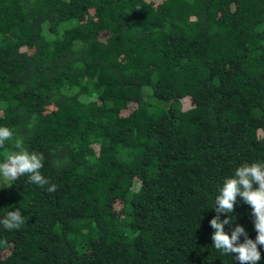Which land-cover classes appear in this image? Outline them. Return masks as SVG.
<instances>
[{
  "label": "trees",
  "instance_id": "16d2710c",
  "mask_svg": "<svg viewBox=\"0 0 264 264\" xmlns=\"http://www.w3.org/2000/svg\"><path fill=\"white\" fill-rule=\"evenodd\" d=\"M0 126L57 186L0 188V264H239L210 220L264 161V0H0Z\"/></svg>",
  "mask_w": 264,
  "mask_h": 264
},
{
  "label": "clouds",
  "instance_id": "9594fccd",
  "mask_svg": "<svg viewBox=\"0 0 264 264\" xmlns=\"http://www.w3.org/2000/svg\"><path fill=\"white\" fill-rule=\"evenodd\" d=\"M13 140L12 150L5 151L0 162V186L11 187L12 182L23 175H27L31 183L40 187L49 185V179L41 174L43 154L30 152L22 138L14 137L10 128L0 126V149L6 148V142ZM56 189L53 183L46 190L53 193ZM237 197L242 198L252 209L257 233L255 240L248 238L244 227L240 225L235 227L231 235L225 231V225L231 224L235 217L221 220L220 214L232 213ZM212 209L216 212L210 220L214 229L211 236L214 248L223 254H236L239 264H258L261 259L259 247H264V161L243 163L231 177L225 178ZM24 224L20 209L9 211L0 219V225L9 231L19 230ZM241 236L244 237L243 242H240Z\"/></svg>",
  "mask_w": 264,
  "mask_h": 264
},
{
  "label": "rangeland",
  "instance_id": "374dc122",
  "mask_svg": "<svg viewBox=\"0 0 264 264\" xmlns=\"http://www.w3.org/2000/svg\"><path fill=\"white\" fill-rule=\"evenodd\" d=\"M2 187H4V186H0V188H2Z\"/></svg>",
  "mask_w": 264,
  "mask_h": 264
}]
</instances>
